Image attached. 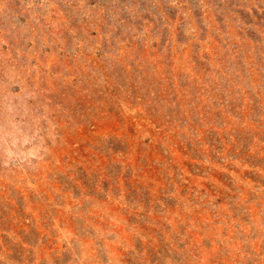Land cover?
<instances>
[{
    "label": "rangeland",
    "instance_id": "rangeland-1",
    "mask_svg": "<svg viewBox=\"0 0 264 264\" xmlns=\"http://www.w3.org/2000/svg\"><path fill=\"white\" fill-rule=\"evenodd\" d=\"M0 264H264V0H0Z\"/></svg>",
    "mask_w": 264,
    "mask_h": 264
}]
</instances>
